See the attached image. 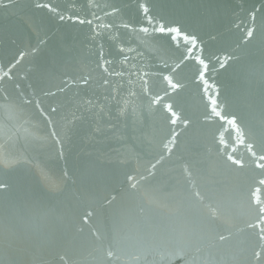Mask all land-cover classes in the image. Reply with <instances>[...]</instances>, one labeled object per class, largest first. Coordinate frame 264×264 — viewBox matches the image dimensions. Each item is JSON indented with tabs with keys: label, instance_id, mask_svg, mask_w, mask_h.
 <instances>
[{
	"label": "water",
	"instance_id": "1",
	"mask_svg": "<svg viewBox=\"0 0 264 264\" xmlns=\"http://www.w3.org/2000/svg\"><path fill=\"white\" fill-rule=\"evenodd\" d=\"M261 157L264 0L0 3V264H264Z\"/></svg>",
	"mask_w": 264,
	"mask_h": 264
},
{
	"label": "snow or ice",
	"instance_id": "2",
	"mask_svg": "<svg viewBox=\"0 0 264 264\" xmlns=\"http://www.w3.org/2000/svg\"><path fill=\"white\" fill-rule=\"evenodd\" d=\"M2 2H3V0H0V3H2ZM8 2L10 3L11 0H8ZM94 6H95V7H99L98 4H96V5H94ZM44 7L49 8L51 11H57V10H56L55 8H53L51 5H44ZM142 7H143V6H142ZM113 11H119V9H117V8H113ZM144 11H145V13H147V12H148V9L145 7V8H144ZM110 14H111V13H109V15H110ZM92 15H93V18H94V19H99V17L95 16V13H93ZM69 18L77 19L78 22L81 23V24H83V23H88L89 25H92V24H93V20H79L78 17H69ZM59 19L63 20V19H65V16H63V15H59ZM148 20H149V23L152 22V18H151V17H148ZM122 26L125 27V28L128 27L127 24H124V25H122ZM100 27H111V25H100ZM140 31H142V32H144V33H147V32H148V28H147V27H142V28L140 29ZM155 31H158V32H160V33H164V32L167 31L169 34H171V33H173V32L179 33V32H180V29H179V28H175V27H169V28H166L164 25H160L157 29H155ZM252 35H253V31H252L251 29L248 30V32H247V37H252ZM172 39H176V37L173 36ZM184 39H185L186 41H187L188 39H192L193 43H195V37H189V36L185 35V36H184ZM120 51L123 52L124 49L121 48ZM129 51H131V49H129ZM124 59L127 60V57L125 56ZM196 59L199 61L200 64L204 65L205 68L207 67V65L204 64L203 59H201L200 57H196ZM105 63H107V64H111V61L108 60V61H105ZM105 70L107 71V69H105ZM110 74H111V75H122V73H115V72L110 73ZM8 75H9V74L6 72V73H5V76H8ZM199 75H200L201 78H203L204 73L201 72ZM9 78H10V77H9ZM164 79L167 80L168 85H169L170 87H173V88L179 87L178 84H176V83L173 82V80H172L171 77H165ZM105 83H107V81H105ZM158 99H159V97H157V100H158ZM211 102H212L213 104L216 103L215 100H213V101H211ZM166 107L168 108V110H169L170 112L172 111V106H171V105H167ZM213 111H215V109H213ZM216 114H217V115H220V113H216ZM175 115H176V114L173 112V116H175ZM232 122L235 123L234 120H233ZM51 135H52V136H56L57 133H56L55 131H53V132L51 133ZM230 158H231V157H230ZM261 159H264V157H261ZM235 163L239 164V163H241V162H240V161H235ZM129 179H132V178L129 177ZM0 187H4V185H0ZM132 187L135 188L136 185L133 184ZM196 195L198 196L199 193H197ZM261 211L264 212V209H262ZM108 255L111 256L112 253L109 252Z\"/></svg>",
	"mask_w": 264,
	"mask_h": 264
}]
</instances>
